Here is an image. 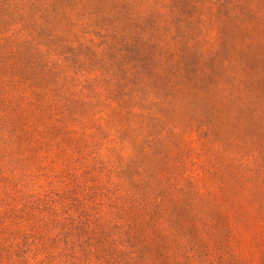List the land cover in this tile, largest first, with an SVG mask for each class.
<instances>
[{
	"label": "rangeland",
	"instance_id": "rangeland-1",
	"mask_svg": "<svg viewBox=\"0 0 264 264\" xmlns=\"http://www.w3.org/2000/svg\"><path fill=\"white\" fill-rule=\"evenodd\" d=\"M0 264H264V0H0Z\"/></svg>",
	"mask_w": 264,
	"mask_h": 264
}]
</instances>
